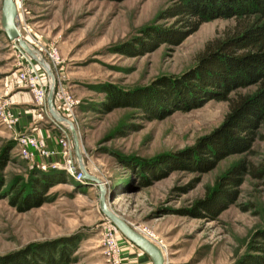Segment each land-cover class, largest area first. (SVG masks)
<instances>
[{"label":"rangeland","instance_id":"rangeland-1","mask_svg":"<svg viewBox=\"0 0 264 264\" xmlns=\"http://www.w3.org/2000/svg\"><path fill=\"white\" fill-rule=\"evenodd\" d=\"M16 3L24 40L53 70L56 108L75 124L88 171L116 192L111 208L164 252L166 264H244L254 255L251 244L259 242L257 236L264 232V178L244 175L233 201L216 218L197 211L196 204L207 198L232 167L245 163L257 170L261 166L264 126L250 151L229 155L208 172L167 169L165 177L151 183L142 178L141 162L197 146L223 124L229 102L210 100L200 108L152 120L133 107L107 113L102 108L108 98L107 87L143 89L161 77L179 76L192 69L208 46L214 48L234 33L238 21H211L177 46L162 43L151 52L133 56L120 49L141 39L143 29L167 28L176 22V18L160 19L173 0ZM2 7L0 0V157L7 150L9 161L2 173V193L8 196L0 199V256L32 244L55 243L56 254L68 249L71 264H111L104 242V226L109 220L100 209L99 188L83 178L78 180L77 174L66 169L68 157L61 140L67 141V154L78 169L71 132L52 118L47 99H39L40 93L46 98L49 93L48 75L2 31ZM256 89V85L240 88L229 96L251 94ZM17 110L35 116L37 132L16 131L18 123L12 125L6 115ZM52 132L57 133L62 163L45 169L64 171L66 179L47 192L41 206L20 211L11 202L14 194L9 193L10 188L33 169H41L46 158H25L19 138L36 135L50 150L44 135ZM123 157L127 161L120 159ZM116 199L120 200L113 204ZM118 236L123 264H143L140 260L146 256L147 264L152 263L119 231ZM62 240L68 241L57 245Z\"/></svg>","mask_w":264,"mask_h":264},{"label":"trees","instance_id":"trees-1","mask_svg":"<svg viewBox=\"0 0 264 264\" xmlns=\"http://www.w3.org/2000/svg\"><path fill=\"white\" fill-rule=\"evenodd\" d=\"M173 2V6L160 15V19L176 18L172 26L147 27L142 30L141 39L123 46L125 48H121L120 52L138 56L153 51L162 43L177 46L203 24L218 19L234 18L238 25L234 33L214 48L208 46L197 64L182 75L164 76L146 88L131 91L107 87L108 98L102 106L103 111L107 113L119 107H133L151 120L163 119L172 112H187L202 107L210 100H217L229 102V113L223 124L211 135L202 138L194 148L174 155H160L154 160H143L138 168H141L142 178L151 183L165 177L163 173L167 169L208 172L227 156L250 151L259 128L264 126V0ZM254 85L257 89L251 94L235 98L229 96L234 90ZM8 153L6 150L0 157V199L2 195L8 196L2 193L5 185L2 173L9 161ZM120 159L127 161L124 157ZM250 173L264 178V161L257 170L249 169L245 163L229 169L207 198L197 202V211L216 218L233 201L234 190L242 184V177ZM65 179L64 171L33 169L27 178L11 186L9 193L14 194L11 202L20 211L39 207L47 200V192ZM257 240L259 242L251 244L254 255L244 264H264V232L257 236ZM67 241L62 240L57 245ZM54 245L32 244L21 251L0 256V264H71L68 249L62 248L56 254Z\"/></svg>","mask_w":264,"mask_h":264},{"label":"water","instance_id":"water-1","mask_svg":"<svg viewBox=\"0 0 264 264\" xmlns=\"http://www.w3.org/2000/svg\"><path fill=\"white\" fill-rule=\"evenodd\" d=\"M19 14L16 0H3L1 27L10 41H17L21 50L33 59L46 72L50 81V89L47 95V107L52 118L59 125L66 127L72 135V141L75 150V156L78 163V169L82 172V178L91 183V185L98 186L100 192V209L103 215L118 229V231L130 242L141 249L148 255L152 264H166V258L163 251L147 237L137 232L124 218L118 215L112 208L111 203L116 194L112 191L101 178L92 175L86 166L81 141L78 130L75 124L69 119L65 118L56 108L55 105V75L50 64L42 57H39V52L33 49L28 42L23 38V35L18 26Z\"/></svg>","mask_w":264,"mask_h":264},{"label":"built area","instance_id":"built-area-1","mask_svg":"<svg viewBox=\"0 0 264 264\" xmlns=\"http://www.w3.org/2000/svg\"><path fill=\"white\" fill-rule=\"evenodd\" d=\"M44 97L47 99L43 92L39 94V99L42 100ZM2 118L4 119V114ZM6 118L10 119L12 125H16L19 122L18 116L11 112H8ZM61 143L65 147L64 156L67 155L68 157L65 164L66 169L72 174H77L78 180H81L82 172L80 170L78 172L76 163L67 154V141L61 140ZM19 145L24 149V156L27 159H33L36 155L47 159L54 155V152L48 150L45 143L36 135L21 136V138H19ZM104 242L107 247V253L110 257L109 261H111V264H123L124 260L122 259V253L124 250L121 247V239L120 236H118L117 228L110 221L104 226Z\"/></svg>","mask_w":264,"mask_h":264},{"label":"crops","instance_id":"crops-1","mask_svg":"<svg viewBox=\"0 0 264 264\" xmlns=\"http://www.w3.org/2000/svg\"><path fill=\"white\" fill-rule=\"evenodd\" d=\"M14 114L19 118V122L16 126V131L18 133H26L27 131L37 132V129L34 128L35 116L32 113H30L28 110H17L14 112ZM44 138L48 148L54 152V155L49 159H42L43 162L40 164L41 167L46 168L49 165L61 164L62 160L58 151L60 146L58 144L57 133L52 132V134L44 135ZM142 259H146V257H143L140 260L143 264H147L149 261V258H147L145 261H142ZM150 264L152 263L150 262Z\"/></svg>","mask_w":264,"mask_h":264},{"label":"bare ground","instance_id":"bare-ground-1","mask_svg":"<svg viewBox=\"0 0 264 264\" xmlns=\"http://www.w3.org/2000/svg\"><path fill=\"white\" fill-rule=\"evenodd\" d=\"M17 4V3H16ZM17 8H18V6H17ZM18 13H19V10H18ZM41 55L39 54V57H40ZM124 197H121L120 199H123ZM120 199H116L114 202H113V204H115L118 200H120ZM163 254H164V252H163ZM164 257H165V255H164Z\"/></svg>","mask_w":264,"mask_h":264}]
</instances>
